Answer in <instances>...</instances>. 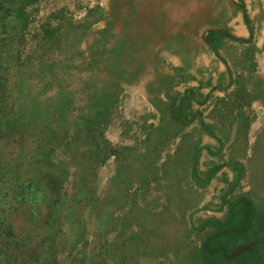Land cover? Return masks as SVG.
Returning a JSON list of instances; mask_svg holds the SVG:
<instances>
[{
	"label": "trees",
	"instance_id": "1",
	"mask_svg": "<svg viewBox=\"0 0 264 264\" xmlns=\"http://www.w3.org/2000/svg\"><path fill=\"white\" fill-rule=\"evenodd\" d=\"M130 1L119 0L113 18L101 5L79 21L58 9L32 34L39 0H0V264H264V127L251 155L243 150L246 162L236 154L248 146V111L264 106L262 51L247 8L238 1L249 37L228 28L205 33L226 66L218 82L181 91L188 79H171L150 99L154 121L144 117L136 142L117 146L107 132L124 85L136 78L117 54L124 41L112 20L133 18ZM227 46L242 59L225 58ZM205 136L216 145H204ZM203 152L220 161L202 170ZM110 160L130 196L100 192ZM224 169L233 173L224 216L195 220L193 196ZM250 173L256 182L240 191ZM116 206L126 210L106 212Z\"/></svg>",
	"mask_w": 264,
	"mask_h": 264
},
{
	"label": "rangeland",
	"instance_id": "2",
	"mask_svg": "<svg viewBox=\"0 0 264 264\" xmlns=\"http://www.w3.org/2000/svg\"><path fill=\"white\" fill-rule=\"evenodd\" d=\"M130 2V6H134L135 9L133 18L120 17V20L115 18L112 20L116 40L124 41L122 48L117 49V54L122 53L127 58L123 68L131 70L136 78L133 83L124 85L119 108L107 132L108 139L117 146L133 145L136 142L140 136L139 124L144 117L151 119V122L154 121L152 116L158 114L150 99L161 97L171 79L177 82L181 78L188 79L187 82H180L176 86L177 90L181 91L187 85L197 86L201 83L215 85L220 76L226 72V66L205 43V33L210 29L221 28H228L233 34L238 31L230 23L239 9L230 0H132ZM96 5L106 7L111 13L110 18H113L118 13L115 6L119 5V0L115 2L113 0H39L36 4L39 10L29 26V31L33 34L41 23L58 9L66 8L69 15L79 21L83 19L87 8ZM259 9L254 5L250 11ZM257 14L259 17L252 24L256 32V45L262 51L257 56L258 73L264 74V43L260 38L262 36L258 35L259 30L264 29V10ZM104 25V23L97 24L95 29H100ZM221 53L225 58H235L237 61L242 59L241 51L231 46L223 47ZM208 91L209 88L205 87L204 92ZM217 95L221 96V94ZM208 113L207 111L206 114ZM248 113L253 120L246 136L247 140L244 139V144L247 142L248 146L238 145L236 152L242 162H246V157L251 155L256 137L264 127L262 103H254ZM194 137L197 138L196 135ZM203 144L215 146L216 142L205 136ZM244 149L247 156L243 154ZM229 158V149H227L224 159ZM219 161V158L209 157L203 152L200 164L202 170H206L212 163ZM116 176L115 161L110 160L100 170V192L108 197L130 196L131 192L125 186H120L114 181ZM256 178L254 173L249 175V178L242 182L240 191H249L251 183H255ZM232 179L233 173L229 169H224L205 189L198 191V197L193 196L197 206L193 211L195 220L224 216V212L220 209L221 197L227 188V180ZM182 191H185V185ZM152 195L158 196L159 193L153 191ZM182 199L186 200V196ZM179 203L182 201L179 200ZM119 208L120 206L109 208L106 212L119 214L126 210ZM173 211H177V208L173 207ZM102 228H107V225ZM114 237V233L109 232L110 240ZM61 264L66 262L63 261Z\"/></svg>",
	"mask_w": 264,
	"mask_h": 264
},
{
	"label": "crops",
	"instance_id": "3",
	"mask_svg": "<svg viewBox=\"0 0 264 264\" xmlns=\"http://www.w3.org/2000/svg\"><path fill=\"white\" fill-rule=\"evenodd\" d=\"M232 2L233 5L237 6L239 9V6H238V1H242L243 4L245 5V7L247 8L248 10V15H249V18H250V21L251 23H254L256 22L255 19L258 16V12L261 11V10H264V0H230ZM256 1V2H255ZM254 5H256L258 8H260L259 10H256V11H253L251 12V8L254 7ZM264 23V21H263ZM262 23V24H263ZM230 25H234L235 28L238 30L237 33H235L236 36L238 37H242V38H247L249 37V29L248 27L246 26L245 24V20H244V17H243V13L239 10L238 13L235 15L234 19L231 21ZM258 35L262 36L260 37L262 42L264 43V29L263 30H259V33ZM256 36V34H255Z\"/></svg>",
	"mask_w": 264,
	"mask_h": 264
}]
</instances>
